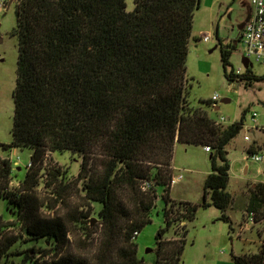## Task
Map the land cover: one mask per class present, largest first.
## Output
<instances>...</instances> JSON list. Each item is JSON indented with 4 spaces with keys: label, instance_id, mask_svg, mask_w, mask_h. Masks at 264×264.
Masks as SVG:
<instances>
[{
    "label": "trees",
    "instance_id": "trees-1",
    "mask_svg": "<svg viewBox=\"0 0 264 264\" xmlns=\"http://www.w3.org/2000/svg\"><path fill=\"white\" fill-rule=\"evenodd\" d=\"M134 3L132 10L126 0H20L17 5L12 141L2 146L33 152L17 187L11 185V159L0 155V195L9 200L7 215H0V264H150L138 256L134 234L152 222L158 186L165 190L166 227L156 236L154 264H180L187 223L178 237L165 236L174 222L193 220L198 206L170 196L177 143L211 146L212 172L203 205L218 207L231 221L226 214L233 202L226 147L243 128L244 117L224 125L189 101L187 61L201 0ZM218 38L230 81L251 86L264 80L251 68L236 73L230 61L235 43L226 45ZM64 151L82 157L77 181H83L89 209L79 215L71 211L67 218L41 213L44 203L34 194L44 169L46 184L54 186L58 197L68 191V170L46 167L52 152ZM249 191L246 209L260 219L264 182L252 184ZM94 203L100 204L102 230L92 260L67 248L69 234L75 241L77 233L69 221L83 223L92 236ZM41 239L52 247L23 248ZM17 254L23 255L21 262L13 259ZM233 257L238 264H264V248Z\"/></svg>",
    "mask_w": 264,
    "mask_h": 264
},
{
    "label": "rangeland",
    "instance_id": "rangeland-1",
    "mask_svg": "<svg viewBox=\"0 0 264 264\" xmlns=\"http://www.w3.org/2000/svg\"><path fill=\"white\" fill-rule=\"evenodd\" d=\"M126 1L128 9L132 10L135 5L134 0ZM19 2L20 0H0V155L7 156L12 161L14 172L11 185L14 187L19 186L25 177L33 152L29 147L4 150L2 146L12 141L15 112L13 94L16 87L19 53L15 28ZM251 10L250 0H201V5L195 13L194 38L190 41L187 61L189 101L194 107L207 109L216 120L225 117L226 120L221 124L227 125L244 117V125L226 147L231 165L228 191L233 198L226 214L231 221L223 218V212L218 207L203 205L205 181L212 172L211 152H206L204 146L198 144L177 143V147L175 146L173 176L178 179L172 185L170 196L177 201L190 200L198 206L193 220L187 222L181 219L182 221L174 222L165 236L178 237L177 232H181L183 225L187 223V242L180 264H238L233 255L261 251L259 226L251 225L250 228L242 230L241 224L246 223L244 211L252 184L264 182V161L246 159L251 146L254 151L264 155V80L255 81L251 86H246L240 81H230L225 74L222 48L218 38L219 35L225 42L230 39L238 41L230 58L235 71L243 74L251 68L255 74L263 75L264 62L254 60L248 62L245 46L239 37ZM205 34L210 35L209 41L203 39ZM197 36H201L202 39ZM215 94L219 96L215 101L219 109H215L214 103L206 104L208 100L214 101ZM255 111L258 115L256 121H253L252 116ZM246 135H249L250 140L245 139ZM50 157L46 167L59 166L67 169L70 187L63 197H58L54 193V186L46 184V170H42L40 183L34 193L35 198L44 203L40 212L44 215L55 214L64 217L71 211L78 215L81 211L87 212L89 209L82 191L83 181H77L82 157L70 151L52 152ZM217 163L221 164L220 159H217ZM245 166H248V172H245ZM157 190L158 199L151 212L152 222L141 229L136 239L138 256L150 264H154L157 259L158 230L166 227L163 198L165 190L160 186ZM8 203L9 200L0 195V215H7ZM49 204H53V209L47 206ZM92 206L94 207L90 214V218H93L90 225L92 236L86 235V231L82 229L83 223L69 221L68 225L77 233L75 241L74 235L69 234L67 251L85 255L93 260L100 243L102 223L98 215L100 204L94 203ZM49 243L50 241L41 239L26 242L23 248L32 246L50 248L52 246H49ZM53 252L54 250H51L49 255L44 256V260ZM13 259L15 262H21L23 255H14Z\"/></svg>",
    "mask_w": 264,
    "mask_h": 264
},
{
    "label": "built area",
    "instance_id": "built-area-1",
    "mask_svg": "<svg viewBox=\"0 0 264 264\" xmlns=\"http://www.w3.org/2000/svg\"><path fill=\"white\" fill-rule=\"evenodd\" d=\"M251 3L253 5V14L250 16L249 20L246 22L245 26L243 27L240 39L243 42L245 46V56L246 60L249 62L251 61H257V62H264V0H251ZM210 35L205 34L203 39L206 41L210 40ZM236 73H239L236 71ZM219 99L218 95L213 96V103L215 104V109H219V106L217 105V101ZM258 113L255 111L253 113L252 119L253 121H256ZM226 118L222 117L220 120H218V123H222L225 121ZM246 140H250L249 135L245 136ZM205 150L207 152H211V146L205 145ZM18 158H20L18 156ZM246 159H252L253 161L262 162L264 161V155L257 151H249V154H247ZM177 177L173 176L172 179V185L175 181H177ZM12 183V181H11ZM146 188V185L144 186ZM245 219L246 223L245 225L241 224V229L244 230L247 227H251V225L259 226V232H260V243H261V250L264 248V217L258 219V214L256 211L252 210H245ZM135 236L139 235V232L136 231Z\"/></svg>",
    "mask_w": 264,
    "mask_h": 264
},
{
    "label": "crops",
    "instance_id": "crops-1",
    "mask_svg": "<svg viewBox=\"0 0 264 264\" xmlns=\"http://www.w3.org/2000/svg\"><path fill=\"white\" fill-rule=\"evenodd\" d=\"M250 2H251V0H250ZM251 6H252V10L250 11V13H249V18H250V16L253 14V11H254V9H253V5H252V3H251ZM240 34H241V32H240ZM196 36V35H195ZM239 37H240V35H239ZM197 38H199V39H202L201 38V36H197ZM230 40H233V39H230ZM234 43H235V45L237 46L238 45V41L236 40V41H234ZM177 147V146H176ZM204 150H205V148H204ZM206 151V150H205ZM207 152V151H206ZM3 156V155H2ZM173 168H175L174 166H173ZM18 169H20V168H18ZM245 172H248V166H245ZM188 201H190V200H188ZM247 210V209H246ZM245 212V211H244Z\"/></svg>",
    "mask_w": 264,
    "mask_h": 264
},
{
    "label": "flooded vegetation",
    "instance_id": "flooded-vegetation-1",
    "mask_svg": "<svg viewBox=\"0 0 264 264\" xmlns=\"http://www.w3.org/2000/svg\"><path fill=\"white\" fill-rule=\"evenodd\" d=\"M233 43H234L233 40H227V41L225 42L226 45H232Z\"/></svg>",
    "mask_w": 264,
    "mask_h": 264
},
{
    "label": "water",
    "instance_id": "water-1",
    "mask_svg": "<svg viewBox=\"0 0 264 264\" xmlns=\"http://www.w3.org/2000/svg\"><path fill=\"white\" fill-rule=\"evenodd\" d=\"M11 1H12V0H11ZM10 3H11V2H10ZM248 20H249V17H248L247 21H248ZM247 21H246V22H247ZM245 24H246V23L243 24L242 29H243V27L245 26ZM246 62H247V61H246Z\"/></svg>",
    "mask_w": 264,
    "mask_h": 264
}]
</instances>
